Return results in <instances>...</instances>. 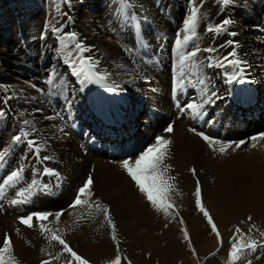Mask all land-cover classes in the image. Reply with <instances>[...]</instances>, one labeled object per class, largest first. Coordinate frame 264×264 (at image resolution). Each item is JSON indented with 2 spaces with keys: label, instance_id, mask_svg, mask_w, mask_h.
<instances>
[{
  "label": "bare ground",
  "instance_id": "1",
  "mask_svg": "<svg viewBox=\"0 0 264 264\" xmlns=\"http://www.w3.org/2000/svg\"><path fill=\"white\" fill-rule=\"evenodd\" d=\"M47 1L0 0V14L9 11L0 21V97H13L7 107L0 104L7 113L0 121V152L7 153L0 161V181L12 171L24 169L22 179L6 188L4 197L0 198V241L5 234L11 237L13 254L19 264H25L28 259L34 264L36 259L32 258L29 246L26 249L24 244L28 242L34 246L39 243V237L26 241L16 238L14 216L11 215L15 210L23 216L37 211L55 213L62 209L65 214L58 227L63 230L69 245L77 248L89 238L87 248L81 249L89 256L86 257L89 261L106 264L114 258L113 241L104 236V228L95 223L99 221V215L86 221H70L76 215L70 202L76 187L80 188L89 174L94 177L96 196L113 191L120 202L122 196L140 194L137 188L128 187L130 178L119 164L154 143L156 136L172 141L171 159L167 163L171 164L173 175H179L176 178L178 184L184 186L177 188L180 195L184 194V189L194 192L195 181L202 179L210 215L219 229L229 230L226 233L233 237L239 226L252 238L264 240L259 234L264 231V141H258L256 148L249 142L236 151L229 149L226 155H220L213 153L200 137L188 130L193 127L233 144L240 140L250 141L251 137L264 133V0H229L227 5L207 0L202 8L213 24L232 17L233 24L228 28L238 35L231 37L225 33L213 39L212 34L204 32V23H201L198 28L200 48L216 47L234 39L239 42L240 58L247 61L246 78L231 85L225 83L224 69H209L206 60L196 76H191L185 69L186 75L194 82L202 75L209 93L215 90L221 97L206 106L204 120H193L190 110L180 112L176 104L177 100L182 106L193 101L201 102V90L205 85L196 84L193 88L185 81L184 89H177L175 98L173 94L179 73L174 38L178 31L182 32V22L190 14L189 0H167L174 15L172 19L163 18L161 8H155L145 0H130L133 8L129 11L136 16L132 19L127 13L126 22L124 14L117 12L119 0H81L83 6L72 7L68 12L73 18L70 24L67 20L55 22L48 13H43ZM86 6L92 11L87 12ZM34 16H39V20L33 21ZM13 19L17 24L14 32L10 22ZM64 24H67L64 31H77L83 42L93 49L92 54L99 60L98 71L107 73L105 81L89 84L83 92L78 90L79 78L72 76L71 68L63 63V54L58 51V34L51 32V27ZM161 30L164 31L162 35ZM229 51L230 48L220 49L218 55H227ZM207 55L201 53L200 58ZM53 73L56 74V84L64 82L60 88L54 89L57 93L54 96L48 95L49 86L46 84ZM33 84L35 88L31 86ZM117 85L120 87L116 88ZM109 87L116 90L109 91ZM35 109L42 111L36 112ZM21 112L24 117H20ZM22 119L32 120L36 131L31 132L33 125H23ZM168 124L174 127L170 134L164 132ZM21 128L31 132L29 138L38 142L39 153L33 154V149L23 140L19 144L12 143L11 137ZM43 156L51 159L43 160ZM191 166L197 170L195 177L189 171ZM201 166H204V172H201ZM45 168L58 173L50 178H57L62 183V191L56 189L58 192L54 196L37 195L40 185L48 183H44L49 177L43 171ZM110 169L114 172H109ZM105 172L110 174L106 173V176ZM108 179L114 186L110 190L103 188ZM208 180L207 190L205 183ZM20 192H24V196H20ZM14 198L22 202L14 205L11 203ZM184 211H179L180 217L184 221L188 218L195 234L207 229L199 212L188 215ZM248 216L253 218L251 222L247 221ZM180 217L170 222L162 215L164 225L168 224V227H161L159 236L153 239L158 244L151 251L157 256H165L169 247L181 243ZM251 225H255L256 230L249 233ZM119 233L123 238L119 240L122 255L127 256L132 264H155V256L149 254L146 238L139 243L138 239L129 241L127 231L120 230ZM38 234L44 238L39 228ZM53 244L61 248L55 242ZM194 244L196 249L197 242ZM89 251L96 252L95 258L101 262L93 261L94 256ZM259 251L263 254L260 257L248 254L247 259L252 264H259L264 259V248ZM184 254L195 259L190 249ZM183 262L187 264L185 260ZM122 264L127 262L122 261Z\"/></svg>",
  "mask_w": 264,
  "mask_h": 264
},
{
  "label": "snow or ice",
  "instance_id": "2",
  "mask_svg": "<svg viewBox=\"0 0 264 264\" xmlns=\"http://www.w3.org/2000/svg\"><path fill=\"white\" fill-rule=\"evenodd\" d=\"M69 2V0H65ZM207 0H189L190 4V14L186 15V18L182 22V32L178 31L174 38L175 52L177 56V67L179 69L178 76L176 77V85L173 89V94L175 98V92L177 89H184L185 80L189 85L195 88L196 84L205 85L201 90L202 100L197 103L195 101L181 105L177 100V108L180 112L185 110L191 111V118L193 120L199 119L204 120L207 115L206 106L213 104L216 100L221 99L217 91L213 90L209 93L206 81L201 75L195 82L191 76L197 75V70L204 66V61H207L206 67L224 69L223 77L225 78V83L231 85L233 83H238L243 81L247 76V61L243 60L239 56L238 48L239 42L234 39H228L216 47L208 46L205 48H200L199 39L200 34L198 33V28L201 23H204V32L212 34V38L227 34L231 37H236L238 33L236 31H229L228 26L233 24V20L228 17L222 19L219 23L213 24L209 21V14L202 12ZM218 4L227 5L229 0H216ZM133 8V4L130 0H119V7L117 12L121 14H127V10ZM62 15H67V13H62ZM132 19H135V13H132ZM72 17L67 16V23L72 22ZM146 19V17H145ZM206 22V23H205ZM67 24L61 25L59 27H51V32L57 35V39L60 44L59 53L63 54V63L71 68V75L79 78V91L83 92L89 84H99L105 81L107 78V73L101 74L98 71L99 60L92 53L93 49L86 45L83 40L79 37V34L74 31H64ZM224 48H230L231 51L227 55L219 56V50ZM132 51V49H128ZM201 53H208L203 59L200 58ZM87 54V55H85ZM185 69L191 76L186 75ZM56 74H52V78L46 80V84L49 86L48 95H56L57 93L54 89L60 88L63 85V81L60 84H56L55 81ZM210 83V81L208 82ZM33 88L36 85H31ZM120 86L117 85L116 88ZM109 91H115V88L109 87ZM155 91V89L153 90ZM13 97L11 95L6 97H0V104L5 107L9 105V101ZM36 112H41L42 109H35ZM7 113L3 108H0V118L5 117ZM20 117H24V112L19 113ZM46 119H54V117H45ZM63 119V117H61ZM211 123L212 121H208ZM22 124L33 125L31 132H35L36 128L34 122L29 119H22ZM190 132L194 133L197 137L208 146L213 153H218L220 155H226L228 150L236 151L244 146L246 143L251 142L252 147H257L258 141H264V133L259 136H253L250 141L240 140L233 143L224 142L213 138L210 135L205 134L203 131H198L196 128L190 127L188 129ZM63 132V128L60 129ZM174 127L172 124L164 129L166 133H172ZM30 131H25L21 128L18 134L11 137V141L14 144H19L22 140L26 142L29 148L33 149V154L40 152V147L35 139H31ZM172 141L165 138L164 136H156L154 143L145 148L141 149L139 153L134 158L123 159L119 167L126 173L127 177L134 182L135 187L138 191L145 197L150 206L157 212L162 213L163 216L170 222L176 220L180 217V213L175 206V201L173 200L170 193L176 192L180 195L176 189L174 181L176 177L170 175L173 171L171 164L167 163L171 159L170 152ZM6 152H0V161H3L6 157ZM43 160H49L51 157L43 156ZM47 175H58L53 169L45 168L43 170ZM192 175L197 176V170L192 168L189 170ZM24 172L23 167L18 170L12 171L6 176L2 181H0V198L5 195L6 188L13 186L17 181L22 179V173ZM35 183V182H33ZM94 177L89 174L85 179L83 185L77 190V195L74 202L70 205L72 209L86 208L88 210L89 218L95 219L99 214H103V221L100 227H104V223L110 228V236L113 244L115 246L114 258L109 259L106 264H122V261L127 262V264H132L131 260L122 255V250L120 247V241L117 236V226L112 218L109 206L107 204L101 203L99 200H93ZM46 187V186H45ZM20 196H24V192L19 193ZM195 207L203 214L204 219L210 226L211 233L215 234L220 247H223V240L221 233L218 230L217 224L214 222L213 217L210 215L209 211L205 208L202 200V188L199 179L195 183ZM22 201L12 200V204H17ZM94 209V211H93ZM65 213L57 211L55 213L48 211H37L29 213L25 216L18 218L21 225L32 229L38 226L41 235L48 241L49 244L55 242L61 246L60 252L55 255L49 253V259H42L40 264H52L53 260H60L62 256L67 254V259L65 264H90V261L78 254L66 241L64 238L63 230L58 227L61 222V217ZM38 222L34 225L33 220ZM52 218V219H50ZM80 219H84V214H81ZM252 217L248 216L247 221L251 222ZM181 225L180 232L183 236V241L187 243L188 248L191 250L193 256H197V251L193 246V241L190 237L189 231L185 226V221L182 217L178 220ZM51 225V226H50ZM164 227H168L165 224ZM256 230L255 225H251L248 229L249 233ZM19 232V229L16 230ZM261 237H264V231L260 233ZM247 236V242H245V237ZM233 242L230 246L229 251V262L230 264H252L251 260H248L249 253H256L259 248H264V241H257L252 238V236L247 235L239 226L235 228V232L232 237ZM219 251V249H217ZM0 264H19L18 259L13 254V241L11 237L5 234L2 241H0Z\"/></svg>",
  "mask_w": 264,
  "mask_h": 264
},
{
  "label": "rangeland",
  "instance_id": "3",
  "mask_svg": "<svg viewBox=\"0 0 264 264\" xmlns=\"http://www.w3.org/2000/svg\"><path fill=\"white\" fill-rule=\"evenodd\" d=\"M12 1L15 2L17 0H12ZM145 1H147V3H150L151 5H154L155 8H156V6H157L158 9L161 8L160 9V13H162L161 15H163V18H165V19L174 18V15H172L171 12H170V11H172L171 5L167 2V0H160L159 3H158L157 0H156L157 3H156L155 0H145ZM111 2H112V0H111ZM80 5L83 6V4L81 3V0H69V2H67V3L65 2V0H48L47 4L43 7V11L42 12L43 13H48V16L50 18H52L53 21L60 22V21L67 20V16H69L68 12L70 11V9L72 7H78ZM168 5H170V6H168ZM85 8H86L87 12L88 11H92L91 7L86 6ZM101 9H105L106 10L107 8H103L102 7ZM93 11H95V10H93ZM8 12L9 11H6V12L0 14V21L4 20V17L6 16V14ZM62 13H67V15L66 16L62 15ZM127 13L129 14V16L131 18V16H132L131 13L132 12L127 10ZM126 16L127 15L124 14L125 19L123 18V20H125V22L127 21ZM142 16L143 15H140V17H142ZM39 18H40L39 16H34L33 17V21H37V20H39ZM231 19H233V18L231 17ZM10 22L13 24V26H11V30L13 31V30H15V27L17 26L16 20L13 19ZM71 31H74V30L72 29ZM13 32H12V34H13ZM74 32L77 33V31H74ZM162 33H164V31L161 30L160 34L162 35ZM13 38H15V36ZM23 49L25 50V47H23ZM185 81H187V80H185ZM1 120H2V118H0V121ZM201 167H202L200 169L201 172L202 171L204 172V169H203L204 166H201ZM192 168H194V167L191 166L190 169H192ZM110 170L111 171H109V172H114L112 169H110ZM109 172H105L104 174H106V173L110 174ZM107 174H106V176H107ZM173 174L174 173H172V172L170 173V175H173ZM47 176H49L48 179H50V180L47 179V180L44 181V183L48 182L47 184H41L40 185V189H39L40 191H39V193L37 195H43V196H51V195H53L54 196L55 195L54 193H57L58 191L59 192L62 191L61 180H57V178H55L54 180H56V181H54L52 178H50V175H47ZM173 176H175L177 179L179 177V175H176V174L173 175ZM177 179L174 181L176 189L177 188H181V187L183 188L184 186H181L183 184H178V180ZM108 180H109V182L107 181L104 184V186H103V188H106V190H110V188L114 187L112 180L111 179H108ZM199 180L201 182L203 204H204L205 208L210 213L209 205H208V203L205 200L207 192H205V190H204V185H203L202 179H199ZM127 185H128V187L131 185L130 188H132L133 190L136 189L134 183L132 184L131 180L129 181V184H127ZM205 185H207L206 188L208 190L209 180L206 181ZM78 189H79V187H76L75 193H74L73 198H72V201L70 202L71 204L74 202V198L77 195V190ZM183 191H185V192H182L184 194L177 195V196H175L176 195L175 192L171 193V196H172L173 200L175 201V206L178 209V211H181V210L184 211L186 209L184 212L186 214H188V215H192V214H195L196 212H199L196 209V207H195L194 192H188L187 191L188 192L187 193L185 189ZM124 194H125V192H124ZM186 194H188V195H186ZM125 195H127V193ZM14 199L17 200L16 198H14ZM92 199L93 200H99L101 203L107 204L108 206L111 204L109 206V209H110L112 218L115 221L116 226H117V236H118L119 240H123V238H121L119 236V234H120L119 231L120 230L121 231L125 230V231H127V233H129V237H127V239L129 241L134 240V239L137 241V239H138V242L142 243L144 241L143 240L144 238H146L148 240L147 243L149 244L148 245L149 254H152L153 256H155V260H156L155 264H162V263L163 264H182V263L184 264V262H183L184 260H185V262L187 264H206L208 262V260H210V259L211 260L209 261V264H216V263L217 264H227V262L229 261L230 246H231V243L233 242L232 235L227 234V233H229V230L222 231L221 229L218 228V230L221 233L222 240H223V247L221 248L219 242L217 241V238H216L215 234L211 233L210 226L207 224L206 220L203 217V214L200 213V212H199V214L202 216L203 220L205 221V226L207 227V229L204 232L201 231V233L195 234L193 228L190 227L191 224L188 221L187 217H186V221H185V226L187 227V229L189 231V234H190V237H191V239L193 241V246L194 247H195L194 243L197 242V245H196V247H197L196 248L197 256H195V259H193V258H191L189 256L187 257V255L184 254V251L186 249H189V248L187 246V243L185 241H183V237H182L181 243H178V244L172 246V248L169 247L166 250L165 256L163 254H161V255L158 254V256H159V260H158V256L151 251L152 249H154V245L158 244V243H156L157 241L154 242L155 240H153V239H155V237L159 236V233L161 232V229H162L161 227H163L164 223H166V222H165V220L162 219V215L163 214L162 213H157L150 206V204L147 202L145 197L143 195H141V193L138 194V195H133V196L131 194H128L125 197L122 196L120 202L117 201V197L115 196V193L113 191H111L110 193H108V192L106 193L105 192V193L99 194L97 196L94 194ZM106 200L109 201V202H107ZM6 202L9 203V201H5V203ZM1 208L2 207L0 206V209ZM61 210H58V211H60V212L63 211L64 212V210H62V211ZM75 211H76L75 212L76 215L72 216L70 221H72L73 219H77L78 221L81 220L80 219L81 214H84V219H83L84 221H86V219L89 218L88 210L86 208H77ZM93 211H94V209H93ZM2 212H4V211H2ZM145 213L148 214V215H146ZM151 213H153V214H151ZM27 214H29V213H25L23 216H25ZM11 215L14 216L13 218H14V221H15L14 224H15L16 230L19 229V232L15 233L16 234V238H21V239L23 238L24 241H26V240H28V238L35 239L37 236L39 237V240H38L39 243H37L34 246H31L28 242L26 244H24L25 248L27 249V247L29 246L31 253H33V256L32 255L31 256H32V258L34 260L36 259L34 261V264H40L42 259H49V255H48L49 253H51L52 255H55L58 252H60L61 248H56L53 243L49 244L46 239L42 238L38 234V226H36V227H34L32 229H29L26 226L21 225L19 223L18 218L21 217L22 215L19 214L17 210L12 211ZM17 215H19V216H17ZM150 215H152V216H150ZM146 218H148V219H146ZM98 220L99 221L96 220L95 223L98 222L97 225L99 227L100 224L102 222H104L103 221V214H99ZM75 222H77V221H75ZM33 223H34V225L37 224V222H34V220H33ZM22 228H24V229H22ZM103 228H104V232H103L104 236L111 238V236H110V228L106 224V222L104 223V227ZM146 235H147V237H145ZM131 236L133 238H131ZM140 238H142V239H140ZM127 239H125V240H127ZM156 240H157V238H156ZM89 241L90 240L88 238L87 241L80 243L77 248H75V246H73V245H70V246L73 247V249L78 254H80L81 249H83V248L86 249L87 248V246H88L87 244L89 243ZM257 241H264V240H257ZM136 246L138 247L137 244H136ZM217 249H219V251H217ZM261 249L262 248H259L256 253H252V255H253L252 257H260V256H262L263 254H260L261 252L259 251ZM181 251H182V254H181ZM89 252L92 254V257L94 256V260L93 261L101 262L100 259H97L98 257L95 258V256H96L95 253L96 252H91V251H89ZM171 254H172V256H171ZM80 255L83 256L84 258L89 257V256L85 255L84 252H81ZM163 256H164V258H163ZM181 257H183L185 259H183ZM262 258H264V256ZM66 259H67V254H65V256H62L60 258V260H58V261L57 260H53L52 264H65V260ZM27 261H26L25 264H31L29 261L28 262ZM90 264H94V263H92V261H90ZM259 264H264V259H262V261Z\"/></svg>",
  "mask_w": 264,
  "mask_h": 264
}]
</instances>
